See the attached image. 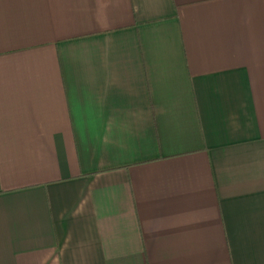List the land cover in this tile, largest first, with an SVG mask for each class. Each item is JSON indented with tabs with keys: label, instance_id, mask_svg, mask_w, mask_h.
Masks as SVG:
<instances>
[{
	"label": "crops",
	"instance_id": "0c3cea01",
	"mask_svg": "<svg viewBox=\"0 0 264 264\" xmlns=\"http://www.w3.org/2000/svg\"><path fill=\"white\" fill-rule=\"evenodd\" d=\"M0 264H264V0H0Z\"/></svg>",
	"mask_w": 264,
	"mask_h": 264
}]
</instances>
